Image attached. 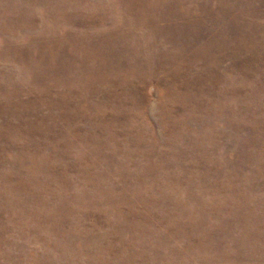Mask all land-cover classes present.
Here are the masks:
<instances>
[{
  "label": "rangeland",
  "instance_id": "obj_1",
  "mask_svg": "<svg viewBox=\"0 0 264 264\" xmlns=\"http://www.w3.org/2000/svg\"><path fill=\"white\" fill-rule=\"evenodd\" d=\"M0 264H264V0H0Z\"/></svg>",
  "mask_w": 264,
  "mask_h": 264
}]
</instances>
